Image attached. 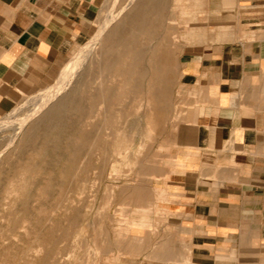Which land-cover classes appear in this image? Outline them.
Listing matches in <instances>:
<instances>
[{
	"label": "rangeland",
	"instance_id": "rangeland-1",
	"mask_svg": "<svg viewBox=\"0 0 264 264\" xmlns=\"http://www.w3.org/2000/svg\"><path fill=\"white\" fill-rule=\"evenodd\" d=\"M128 1L107 0L57 79L0 116V264H122L136 247L140 205L173 166L191 108L180 86L182 52L234 40L235 23L233 11L219 19L221 0ZM144 1L151 3L146 10ZM124 7L131 8L119 15ZM109 53L117 67L133 71L130 85L102 71ZM157 66L165 72L154 91L168 87L163 114L149 93ZM65 75L63 93L19 128L38 107L33 98ZM112 85L118 98H101ZM62 97V110L44 118Z\"/></svg>",
	"mask_w": 264,
	"mask_h": 264
},
{
	"label": "crops",
	"instance_id": "crops-1",
	"mask_svg": "<svg viewBox=\"0 0 264 264\" xmlns=\"http://www.w3.org/2000/svg\"><path fill=\"white\" fill-rule=\"evenodd\" d=\"M106 1L0 0V116L57 79ZM219 5L234 40L182 52L191 108L122 264H264V0Z\"/></svg>",
	"mask_w": 264,
	"mask_h": 264
},
{
	"label": "bare ground",
	"instance_id": "bare-ground-1",
	"mask_svg": "<svg viewBox=\"0 0 264 264\" xmlns=\"http://www.w3.org/2000/svg\"><path fill=\"white\" fill-rule=\"evenodd\" d=\"M129 3H128V5H126V6H132V4L135 2V0H129L128 1ZM142 9L143 10H146L147 8H149L150 7V5H151V3L150 2H148V1H144L143 3H142ZM155 5V4H154ZM133 7H135V6H133ZM128 8V7H127ZM131 8V7H130ZM130 8H128L127 10H129ZM140 8V7H139ZM124 9L126 10V7H124L123 9H121V11L118 13L119 15L120 14H122V12L124 11ZM126 10V11H127ZM131 16V15H130ZM116 18L118 17V15L117 16H115ZM123 17H125V16H123ZM107 19H106V23H107ZM106 23H104V25L106 24ZM102 25V27L104 28L105 26H107V25ZM108 25H109V21H108ZM105 29V28H104ZM142 29V28H141ZM102 30V29H101ZM102 31H105V30H102ZM101 31V32H102ZM100 32V33H101ZM103 33V32H102ZM102 41V40H101ZM93 43V42H92ZM156 52V51H155ZM115 55H113L112 53H109L108 55H106V56H104V59L102 60V64H101V68H102V71L103 72H105V73H108V72H113L115 75H120V76H123L124 77V79H123V81H124V83L125 84H127V85H130V82H132L134 79H133V71L132 70H130V69H126V68H120V67H117L116 66V58L114 57ZM155 58V57H154ZM71 63H72V61H71ZM74 63V62H73ZM166 63V62H165ZM158 64V63H157ZM69 65V64H68ZM70 66H71V64H70ZM74 66V65H73ZM69 67V66H68ZM68 67L67 68H65V70H67L68 69ZM144 67V66H143ZM167 70H169V69H167ZM70 71V70H69ZM152 75H151V80H154V81H156V82H153V84H152V86H149V93H150V95L152 96V98L155 96V95H157V102H160V108H161V110H162V113L161 114H163V110L164 111H166L165 109H164V107H165V102H166V98H167V96H168V87L167 86H165L163 89L161 88H159L160 90L159 91H154V86H155V84H157V87H159V83H161L160 81H159V79L161 78V76L162 75H164L163 73L165 72V67L163 68L162 66H157V68H155V69H153L152 71ZM64 73V72H63ZM67 73V72H66ZM66 73H64V74H66ZM73 73V71L71 72V74ZM63 74V75H64ZM146 75L148 74L147 73V71H146V73H145ZM166 75V74H165ZM66 77H67V75H65ZM64 76V77H65ZM69 76H70V72H69ZM69 76L67 77V79L66 78H64V81L65 82H58V84H56L55 86H53V87H51V88H49L48 90H46L45 91V93L43 94V95H39V96H35L34 98H33V100H35L36 101V103H38V107L35 109H33L32 111V113H30V114H27L25 117H23V118H21V120L20 121H18L19 123H20V126H19V128H22V127H24V125L25 124H27V122L29 121V122H31L30 120L32 119V118H34L38 113L40 114L44 109H46V107H47V105L50 103V102H52L56 97H59V95H61L62 93H63V90L65 89V87H66V85H68V83L70 82H68V79H69ZM73 76V75H72ZM71 76V77H72ZM138 76V75H137ZM143 75H141V77H142ZM169 76V75H168ZM63 79V78H62ZM66 79V80H65ZM122 81V80H121ZM147 82V81H146ZM150 81H148V83H149ZM166 82V81H165ZM61 83V84H60ZM151 83V82H150ZM60 84V85H59ZM167 84V83H166ZM143 85V84H142ZM81 87V86H80ZM139 87V86H138ZM140 88V87H139ZM146 92V91H145ZM101 98H104V99H117L118 98V88L117 87H115V86H108V87H104L102 90H101ZM65 96V95H64ZM122 96V95H121ZM66 97H62V98H60L55 104H54V106L50 109V111H47L46 113H45V115L43 116L44 118H46V117H49V116H51V113L52 114H58V112H60L61 110H62V108H63V106H64V104H65V102H66V99H65ZM99 98V97H98ZM103 99V100H104ZM102 100V101H103ZM54 102V101H53ZM111 102V101H110ZM35 102H34V104H36ZM115 103V102H114ZM33 104V105H34ZM31 105V104H30ZM29 106V105H28ZM110 111V110H109ZM68 116V115H67ZM108 116V115H107ZM22 117V116H21ZM17 119H19V118H17ZM28 122V123H29ZM41 122L42 121H40V120H38L36 123H34V124H32L31 125V127H30V131H33V130H35L36 128V126H38L39 124H41ZM14 125H15V123H14ZM0 126H1V124H0ZM102 126V125H101ZM52 128V127H51ZM1 129V128H0ZM12 138V137H11ZM12 140H14V139H12ZM87 150V149H86ZM72 160V159H71ZM93 181V180H92ZM112 192V191H111ZM89 252V251H88Z\"/></svg>",
	"mask_w": 264,
	"mask_h": 264
}]
</instances>
